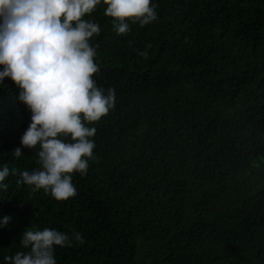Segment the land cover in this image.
<instances>
[{
	"label": "trees",
	"instance_id": "obj_1",
	"mask_svg": "<svg viewBox=\"0 0 264 264\" xmlns=\"http://www.w3.org/2000/svg\"><path fill=\"white\" fill-rule=\"evenodd\" d=\"M158 19L118 35L103 0L83 19L101 26L93 80L116 92L92 137L77 195L0 188V264L27 251L26 228L82 233L57 264H264V0H152ZM131 41V44L129 43ZM148 58L136 49L145 50ZM3 66H0V70ZM0 86V165L32 171L21 144L32 113ZM83 121V115L81 116ZM21 148L23 156L13 153Z\"/></svg>",
	"mask_w": 264,
	"mask_h": 264
},
{
	"label": "clouds",
	"instance_id": "obj_2",
	"mask_svg": "<svg viewBox=\"0 0 264 264\" xmlns=\"http://www.w3.org/2000/svg\"><path fill=\"white\" fill-rule=\"evenodd\" d=\"M101 0H0V86L10 78L19 88L18 100L32 113L21 144L37 149L39 168L19 171L0 165V188L9 175H19L18 185L33 192L43 190L57 201L75 197L72 174L87 175L89 161L95 160V127L115 108L116 92L105 91L93 80L99 73L94 63L96 47L89 41L99 36L101 26L83 19L94 12ZM104 15L112 18L118 35H127L130 25H149L158 19L152 0H103ZM131 44V41L129 42ZM145 50L136 49L148 58ZM83 115V121L81 116ZM13 155L23 156L21 148ZM11 217H0V229ZM85 243L82 233L71 235L55 228L25 229L20 245L27 251L6 256L8 264H57L56 246L70 248Z\"/></svg>",
	"mask_w": 264,
	"mask_h": 264
}]
</instances>
